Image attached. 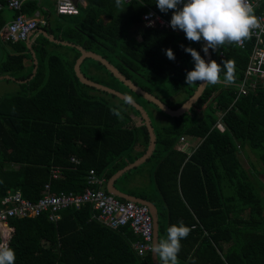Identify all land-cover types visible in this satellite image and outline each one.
<instances>
[{
  "label": "trees",
  "instance_id": "1",
  "mask_svg": "<svg viewBox=\"0 0 264 264\" xmlns=\"http://www.w3.org/2000/svg\"><path fill=\"white\" fill-rule=\"evenodd\" d=\"M7 1L0 0L4 4L0 7V75L22 82L17 92L0 98V207L8 191L36 201L47 193V184L55 194L100 187L108 191V180L146 153L148 126L134 125L131 113L141 116V112L133 105L80 80L75 70L82 54L79 49L52 41L40 30L102 55L174 109L200 84L186 82L194 62L184 46L195 48L205 59L203 41L198 46L182 30L147 28L143 15L150 8L168 20L172 16L173 10L161 12L155 0H123L119 8L115 0H87L86 6L79 4L76 15L58 14L55 0H26L22 10L8 8ZM23 13L45 20L29 38L32 48L29 40L6 38L7 24ZM254 43L249 37L246 48L225 43L222 55L212 51L218 63L234 64L235 78L230 85L207 84L199 100L180 116L165 113L101 61L88 57L81 65L86 77L131 96L151 117L157 134L152 154L158 164L157 190L122 189L158 206L159 239L179 221L190 228L181 241L178 264H264V77L250 67ZM56 45L69 48L73 56L64 59L54 53ZM168 48L174 60L167 58ZM262 70L264 64L256 67ZM182 93V99L174 98ZM104 94L125 107L111 103ZM155 111L161 115L159 120ZM185 135L202 139L190 155L175 148ZM138 146L142 149L136 152ZM242 152L250 170L243 164ZM53 169H60L62 175L53 178ZM91 169L102 182H90ZM133 172L123 173L116 185L132 181ZM93 212L91 203H86L60 210L55 220L50 211L10 218L14 232L0 247L15 250V264H155L152 251L139 255L133 245L138 236L129 225L112 229L93 218Z\"/></svg>",
  "mask_w": 264,
  "mask_h": 264
},
{
  "label": "built area",
  "instance_id": "2",
  "mask_svg": "<svg viewBox=\"0 0 264 264\" xmlns=\"http://www.w3.org/2000/svg\"><path fill=\"white\" fill-rule=\"evenodd\" d=\"M25 1L8 0L6 6L10 9L22 10ZM125 1L130 2L131 0ZM249 3L252 4L258 21L257 27L252 29L249 36L255 42L250 58V67L252 65L253 71L260 72L259 75L264 77L263 70L256 71V67L264 64V0H249ZM55 4L59 14H78L80 11L75 0H55ZM3 6L4 4L0 3V7ZM143 23L147 28L171 29L170 20L152 8L143 15ZM43 24H45V20L31 18L24 13L20 14L5 27L7 31L6 38L13 42L29 40L30 36ZM236 44L241 48H246L247 39ZM218 50L222 55L221 46ZM72 160L75 161V158ZM94 173V170L90 171V182H102L103 180H98ZM61 175L60 169H53V178H59ZM46 189L47 193L36 201L24 197L19 191H8L2 199V206L0 207V230H4L0 236L3 239L7 237L8 233L11 235L10 218L39 216L50 211V217L55 220L60 217L59 211L64 208L70 206L80 208L83 204L91 203L94 211L93 218L96 220L112 229H119L126 225L131 227L134 234L138 236V241L133 245L140 256H145L151 251L154 244L155 226L148 205L132 200H121L102 187L97 189L87 188L82 192L62 191L58 194L49 191L51 189L50 184L46 185Z\"/></svg>",
  "mask_w": 264,
  "mask_h": 264
},
{
  "label": "clouds",
  "instance_id": "3",
  "mask_svg": "<svg viewBox=\"0 0 264 264\" xmlns=\"http://www.w3.org/2000/svg\"><path fill=\"white\" fill-rule=\"evenodd\" d=\"M115 3L119 8L123 0H115ZM154 3L161 12L167 13L173 10L170 19L173 30H182L186 39L190 41H204L202 51L205 55H208L209 49L217 51L225 43L242 42L249 38L252 29L258 25L254 8L249 0H155ZM38 20L44 19L39 17ZM184 51L190 53L194 62L193 69L186 74L187 84L199 82L230 85L233 82L235 66L232 62L218 63L214 59L206 61L200 52L191 46H184ZM165 53L169 60L175 59L171 48L166 49ZM222 74L223 80H221ZM124 103H133V98L126 95ZM115 114L119 115V113ZM189 232L190 228L183 221L167 228L166 237L156 241L151 249L156 254L159 264H178L181 241L189 235ZM7 237L11 238L12 233L7 234ZM3 242L7 244L6 241ZM15 260V250L12 247H0V264H15Z\"/></svg>",
  "mask_w": 264,
  "mask_h": 264
},
{
  "label": "water",
  "instance_id": "4",
  "mask_svg": "<svg viewBox=\"0 0 264 264\" xmlns=\"http://www.w3.org/2000/svg\"><path fill=\"white\" fill-rule=\"evenodd\" d=\"M41 32H43V34L45 36H47L52 41H55V42H58L61 44H65L67 46H75L77 49H79L81 51L82 54L76 61L75 70H76L77 76L80 78V80L83 83H86V84L94 86L98 89L113 93L121 99H124V97L127 95V94L122 93L121 91H118L112 87H109L107 85L95 82V81L89 79L88 77H86V75L82 72L81 65L86 58H88V57L94 58L98 61H101L111 72H113L115 74V76H117L119 79H121L123 82H125V84L128 85L130 88H132L135 92L143 95L146 99L154 102L155 104L158 105V107L161 110H163L165 113L170 114L172 116H180L183 113H185L186 111H189L190 108L199 100L200 96L202 95L203 91L205 90V88L207 86V84L200 83L198 88L196 89L195 93L188 100H186L182 104L181 107L174 109V108L170 107L169 105H167L166 103H164L155 94L148 92L147 90H145L144 88H142L141 86H139L135 82H133L131 79L127 78L115 65H113L108 59H106L102 55H100L96 52H93V51H88L84 47H82L81 45L74 44V43H71L68 41L56 39L52 34H48V32H46L44 30H41ZM32 35H31V37H32ZM28 46L30 48H32L31 39L28 41ZM212 51L213 50L209 49L208 55H205L206 61L212 60ZM32 52H33V56L35 58V63L38 64L36 53L34 50H32ZM36 72H37V68L35 67L34 68V74ZM0 79H14V78L11 77L10 75H5V76L0 75ZM127 96H129V95H127ZM131 105H133L136 109H138L141 112V118L144 119L145 124L148 126V129L150 132V139H151L150 146H149L147 152L142 157H140L138 159L137 165H140L142 162H144L153 153V151L156 147V133H155L152 121H151V117H150L148 111L146 110V108L143 105H141L139 102H137L134 98H133V103H131ZM191 151H189V152H191ZM133 166H134V164H132L131 166L129 165L126 168H123L120 171H118L117 173H115L111 177L110 181L108 182V189L107 190L109 193H111L117 197L124 198L126 200L136 201L138 203L146 204L149 206L151 214L153 215V218H154V226H155L154 243H155L156 241L159 240V229H160L159 213H158L157 207L152 202L147 201L143 198L123 193V192L117 190L114 186L115 180H117L124 172L133 168ZM153 260H154L155 264H159V260H158L155 253H153Z\"/></svg>",
  "mask_w": 264,
  "mask_h": 264
},
{
  "label": "crops",
  "instance_id": "5",
  "mask_svg": "<svg viewBox=\"0 0 264 264\" xmlns=\"http://www.w3.org/2000/svg\"><path fill=\"white\" fill-rule=\"evenodd\" d=\"M75 2H77L78 5L79 4H81L83 6H86L87 5V0H75ZM37 15H38V13H37ZM178 31H181V30H178ZM138 38H140V37H138ZM200 43H202V41L197 42V45L200 46ZM203 43H204V41H203ZM62 45L67 46L65 44H62ZM27 64H31V62L30 61H27ZM2 76H4V75H2ZM20 82H22V81H20V80H17V81H15V80L8 81V80H5V79H0V91L1 90H4V88L6 87V84H13V85H16L17 88H19ZM2 96L3 95H1V97ZM131 117L134 119L133 120L134 121V125L135 124L136 125H141L143 123V120H142V118L140 116H138V115H136L134 113H131ZM160 117H161V115L158 112L155 111L154 118H156L157 120H159ZM154 130H155V127H154ZM155 133H156V131H155ZM201 141H202V139L200 137H192V136L185 135V139L184 140L181 139L180 142L176 145L175 148L177 150L184 151V152H186L187 154L190 155L197 148V146L201 143ZM150 142H151V139H150ZM149 146H150V144H149ZM156 147H157V134H156ZM156 147H155V149H156ZM140 149H142L141 146L136 147V152H138ZM155 149H154V151H155ZM154 151H153V153H154ZM189 151H191V152H189ZM152 154L144 162H142L140 165H137L138 159L140 157L136 161H134V162H129L128 165H126L124 168H126L129 165L131 166L132 164H134L133 168H131V169L128 170V171H134L133 174L132 173L130 174V176H132V181H130V182L127 183V182H125V180H123V181H121L119 183L120 186L118 187L116 185V180H115V183H114L115 188L117 190L123 192V193H126V194H127V191H124V189H122V187L127 186L128 188L136 189L139 192H146V191L149 192V193L156 192L157 188H156L154 176H155V172L157 170L158 164H157L156 159H152ZM133 178H135V179H133ZM105 180L106 179L104 178V181ZM109 181L110 180H108V182ZM106 188L108 189V183H107ZM145 200L150 201L148 199H145ZM150 202H152V201H150ZM153 204L158 209V206L155 203H153ZM158 213H159V209H158ZM3 229H5V228H3ZM2 231H4V230H0V234L2 233ZM8 235H9V233H8ZM225 244L226 243H224L223 245L225 246V248H227L229 244L227 243V246ZM85 247L86 246L83 247L84 248V252H83L84 254H86ZM91 247H94L93 249H100L99 246L98 247L91 246ZM91 247L88 248L89 249L88 251L91 250Z\"/></svg>",
  "mask_w": 264,
  "mask_h": 264
},
{
  "label": "rangeland",
  "instance_id": "6",
  "mask_svg": "<svg viewBox=\"0 0 264 264\" xmlns=\"http://www.w3.org/2000/svg\"><path fill=\"white\" fill-rule=\"evenodd\" d=\"M52 50H53L54 53L60 55V56L63 57L64 59L71 58V55L73 54L72 51H71L69 48L61 47V46H57V45H56V46H53ZM93 59H94V58H93ZM17 90H18V88H17L16 85H13V84H6V87L4 88V90H1V91H0V98H1V95L14 93V92H17ZM2 93H3V94H2ZM104 96L107 97L108 99H109V98L112 99V100H110L111 103H112V102H113V103H116V104L120 105L122 108L125 107V106H122L120 100H118V99H116V98H112V97H110V96H108V95H105V94H104ZM176 97L182 99V98L184 97V94L182 93V94H180V95H178V96H175L174 98H176ZM240 156H241V159H242V161H243V164H244L246 167H249V170H250V168H251V167H250V163H249V161L247 160L246 155L243 154V152H242V153H240ZM144 186H145V185H144ZM10 232H11V233L14 232L13 227H12V229H11ZM0 237H1V236H0ZM9 239H10V237H6L4 240H3V238H2V241L0 242V244H1V245L4 244L3 241H6V242L8 243ZM225 245L227 246V243H226Z\"/></svg>",
  "mask_w": 264,
  "mask_h": 264
},
{
  "label": "flooded vegetation",
  "instance_id": "7",
  "mask_svg": "<svg viewBox=\"0 0 264 264\" xmlns=\"http://www.w3.org/2000/svg\"><path fill=\"white\" fill-rule=\"evenodd\" d=\"M153 111H154V109H153ZM142 120H143V122L145 123L144 119H142Z\"/></svg>",
  "mask_w": 264,
  "mask_h": 264
}]
</instances>
